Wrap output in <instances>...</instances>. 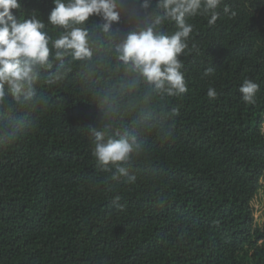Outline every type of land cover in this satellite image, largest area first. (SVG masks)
Masks as SVG:
<instances>
[{"label":"trees","instance_id":"1","mask_svg":"<svg viewBox=\"0 0 264 264\" xmlns=\"http://www.w3.org/2000/svg\"><path fill=\"white\" fill-rule=\"evenodd\" d=\"M155 2L118 0L107 33L90 17L86 60L56 58L64 29L48 23L53 0L13 10L18 21L35 15L51 40L33 94L17 100L5 86L0 96V264H264L252 208L264 176V0H222L215 25L186 17L180 96L155 92L117 59ZM160 30L173 34L175 22ZM245 79L259 85L255 105L241 99ZM93 129L135 137L121 162L134 183L98 164Z\"/></svg>","mask_w":264,"mask_h":264},{"label":"clouds","instance_id":"2","mask_svg":"<svg viewBox=\"0 0 264 264\" xmlns=\"http://www.w3.org/2000/svg\"><path fill=\"white\" fill-rule=\"evenodd\" d=\"M138 2V0H137ZM54 8L48 16V23L64 29L59 38L52 42L55 56L62 59L70 54L73 60L90 59L93 55L90 47L89 31L83 25L90 17H99L100 27L109 32L114 22L120 21L118 0H53ZM222 0H156L155 15L141 27L128 33L116 47L117 59L128 69L137 73L155 92L167 96H180L188 91L183 64L179 58L188 47L187 40L193 31V25L186 17L208 16V24L215 25L219 18L217 9ZM151 7L150 0H144L143 8ZM21 8V0H0V96L5 86L19 100L25 88L32 95V84L36 79V67L48 65L51 37L44 30L45 24L32 15L17 20L13 10ZM224 12H229L227 5ZM232 15H235L233 12ZM175 22L176 31L169 35L160 30L166 22ZM212 69H206L209 75ZM259 85L251 79H245L239 88L241 99L248 105H255ZM207 96L217 98L214 88H209ZM175 114L178 109H172ZM95 136L92 155L101 166L115 165L113 178H127L134 183L136 177L130 175L121 162L129 161L136 146L135 137L121 136L105 138L103 131L92 130ZM264 134V125L261 126ZM117 200L119 197L116 198Z\"/></svg>","mask_w":264,"mask_h":264},{"label":"rangeland","instance_id":"3","mask_svg":"<svg viewBox=\"0 0 264 264\" xmlns=\"http://www.w3.org/2000/svg\"><path fill=\"white\" fill-rule=\"evenodd\" d=\"M261 183V189L252 202V208L254 211L255 224L262 227L264 225V176Z\"/></svg>","mask_w":264,"mask_h":264}]
</instances>
